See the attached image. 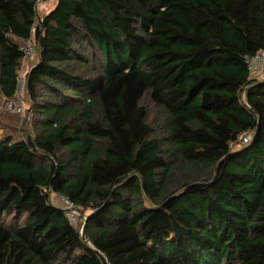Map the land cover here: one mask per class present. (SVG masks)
<instances>
[{
	"label": "trees",
	"instance_id": "obj_1",
	"mask_svg": "<svg viewBox=\"0 0 264 264\" xmlns=\"http://www.w3.org/2000/svg\"><path fill=\"white\" fill-rule=\"evenodd\" d=\"M37 2L0 0V106L37 45L30 133L0 126V264H264V76L247 63L264 0Z\"/></svg>",
	"mask_w": 264,
	"mask_h": 264
},
{
	"label": "built area",
	"instance_id": "obj_2",
	"mask_svg": "<svg viewBox=\"0 0 264 264\" xmlns=\"http://www.w3.org/2000/svg\"><path fill=\"white\" fill-rule=\"evenodd\" d=\"M46 0H38L36 4V9H38V5ZM35 31V29H34ZM21 50L23 52L22 63H25L28 59H30L37 50V45L35 44L34 38H29L21 43ZM247 63L249 68L251 69L252 75L254 77H263L264 76V50L257 53L255 56L247 57ZM4 109L11 113H21L24 111L22 107L21 101L19 97L14 96L12 98H6L4 101ZM252 139V133H245L240 137V141L235 143L234 147H243L248 144ZM63 202L65 205L62 206L65 209L67 218L71 223L76 224V217L80 215L79 211L76 209L74 203H72L68 198L60 195H55L54 203L56 199Z\"/></svg>",
	"mask_w": 264,
	"mask_h": 264
},
{
	"label": "rangeland",
	"instance_id": "obj_3",
	"mask_svg": "<svg viewBox=\"0 0 264 264\" xmlns=\"http://www.w3.org/2000/svg\"><path fill=\"white\" fill-rule=\"evenodd\" d=\"M37 61V53H35L30 59H28L25 63H22L21 68L19 70V88L18 91L16 93L15 96L19 97L22 107L24 108V111H22L21 113H11L9 111L6 112V110L4 109V101L6 99V97H3L1 99V106H0V126L5 128V124H9L12 122L13 124V128L19 126V129L21 130V133H30L31 130V126L27 123L25 124H21V122L23 120L29 121V98L27 95V90H26V78H27V74L29 73V71L31 70V67L34 63H36ZM150 111H151V116L152 119H155L157 117V108L154 105H150ZM9 112V113H8ZM5 113H7L9 116H5ZM2 114V115H1ZM13 117V118H11ZM6 129V128H5ZM3 133V131L0 129V135ZM14 134H17L16 132H13ZM20 134V132H19ZM18 134V135H19ZM55 204L59 205V206H64L65 204L63 202H60L59 198L56 199ZM80 213V212H79ZM82 216V214L80 213V215H77L76 217V222L77 225L80 227L84 221L85 218Z\"/></svg>",
	"mask_w": 264,
	"mask_h": 264
},
{
	"label": "crops",
	"instance_id": "obj_4",
	"mask_svg": "<svg viewBox=\"0 0 264 264\" xmlns=\"http://www.w3.org/2000/svg\"><path fill=\"white\" fill-rule=\"evenodd\" d=\"M58 0H46L38 5V15L40 17L48 14L57 4Z\"/></svg>",
	"mask_w": 264,
	"mask_h": 264
},
{
	"label": "water",
	"instance_id": "obj_5",
	"mask_svg": "<svg viewBox=\"0 0 264 264\" xmlns=\"http://www.w3.org/2000/svg\"><path fill=\"white\" fill-rule=\"evenodd\" d=\"M81 233H82V235H83V238H84L85 240H87V237H86V234H85V227H84V225H83V227H82V231H81Z\"/></svg>",
	"mask_w": 264,
	"mask_h": 264
},
{
	"label": "clouds",
	"instance_id": "obj_6",
	"mask_svg": "<svg viewBox=\"0 0 264 264\" xmlns=\"http://www.w3.org/2000/svg\"><path fill=\"white\" fill-rule=\"evenodd\" d=\"M36 10H37V13H39V12H38V9H36Z\"/></svg>",
	"mask_w": 264,
	"mask_h": 264
}]
</instances>
